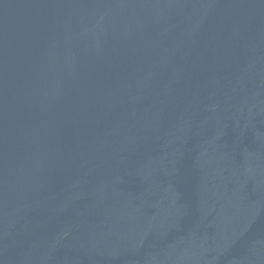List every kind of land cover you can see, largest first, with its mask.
Returning <instances> with one entry per match:
<instances>
[{
	"label": "water",
	"instance_id": "95a60500",
	"mask_svg": "<svg viewBox=\"0 0 264 264\" xmlns=\"http://www.w3.org/2000/svg\"><path fill=\"white\" fill-rule=\"evenodd\" d=\"M0 264H264V0H0Z\"/></svg>",
	"mask_w": 264,
	"mask_h": 264
}]
</instances>
